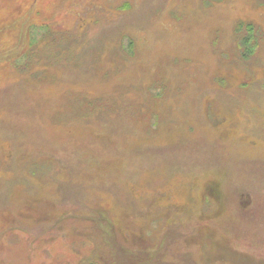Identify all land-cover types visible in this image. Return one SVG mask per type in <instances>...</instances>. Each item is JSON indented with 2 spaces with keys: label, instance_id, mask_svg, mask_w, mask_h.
Instances as JSON below:
<instances>
[{
  "label": "rangeland",
  "instance_id": "1",
  "mask_svg": "<svg viewBox=\"0 0 264 264\" xmlns=\"http://www.w3.org/2000/svg\"><path fill=\"white\" fill-rule=\"evenodd\" d=\"M0 264H264V0H0Z\"/></svg>",
  "mask_w": 264,
  "mask_h": 264
},
{
  "label": "flooded vegetation",
  "instance_id": "2",
  "mask_svg": "<svg viewBox=\"0 0 264 264\" xmlns=\"http://www.w3.org/2000/svg\"><path fill=\"white\" fill-rule=\"evenodd\" d=\"M254 33V32H253Z\"/></svg>",
  "mask_w": 264,
  "mask_h": 264
}]
</instances>
